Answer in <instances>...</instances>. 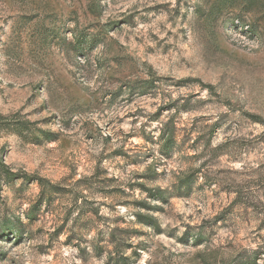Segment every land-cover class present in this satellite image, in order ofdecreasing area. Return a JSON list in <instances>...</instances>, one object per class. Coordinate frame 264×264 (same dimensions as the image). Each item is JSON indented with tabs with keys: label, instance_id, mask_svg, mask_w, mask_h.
Masks as SVG:
<instances>
[{
	"label": "rangeland",
	"instance_id": "rangeland-1",
	"mask_svg": "<svg viewBox=\"0 0 264 264\" xmlns=\"http://www.w3.org/2000/svg\"><path fill=\"white\" fill-rule=\"evenodd\" d=\"M1 160L0 264H264V0H0Z\"/></svg>",
	"mask_w": 264,
	"mask_h": 264
},
{
	"label": "trees",
	"instance_id": "trees-1",
	"mask_svg": "<svg viewBox=\"0 0 264 264\" xmlns=\"http://www.w3.org/2000/svg\"><path fill=\"white\" fill-rule=\"evenodd\" d=\"M0 173H3V174L6 175L7 177H12V178H14V177H18L17 174L12 173V172L8 169V167L4 164V162H3L2 160L0 161ZM21 177H22V178H27L25 175H22ZM29 179H30V178H29Z\"/></svg>",
	"mask_w": 264,
	"mask_h": 264
},
{
	"label": "built area",
	"instance_id": "built-area-1",
	"mask_svg": "<svg viewBox=\"0 0 264 264\" xmlns=\"http://www.w3.org/2000/svg\"><path fill=\"white\" fill-rule=\"evenodd\" d=\"M236 24H237V22H236Z\"/></svg>",
	"mask_w": 264,
	"mask_h": 264
}]
</instances>
